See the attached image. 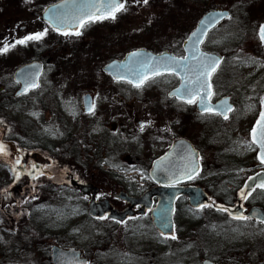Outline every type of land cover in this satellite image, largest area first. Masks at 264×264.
I'll return each instance as SVG.
<instances>
[{
	"label": "rangeland",
	"instance_id": "rangeland-1",
	"mask_svg": "<svg viewBox=\"0 0 264 264\" xmlns=\"http://www.w3.org/2000/svg\"><path fill=\"white\" fill-rule=\"evenodd\" d=\"M51 1L54 0H0V47L47 29L42 39L16 44L7 53H0V83L9 96L15 91L12 76L18 65L33 58H41L47 64L39 88L1 107L0 115V123L5 128L0 124V133L6 131L7 137L14 135L21 146H42L43 158L49 157L46 150L51 154L62 152L59 148L63 144L74 146L73 152L78 153L76 141L92 138L93 127L89 131L86 124L79 126L84 115L81 95L93 90L88 87L92 83L100 91H106L99 102V112L105 114L103 122L112 115L118 118V124L135 131L141 130V125L143 130H156L158 122L167 125L173 115L170 105H174L168 104L166 96L175 85L174 76L154 78L135 90L120 84L114 86L112 79L102 71V65L138 46L155 51L169 48L180 54L183 40L208 8H231L233 16L210 34L207 50L227 53L223 69H232L241 80L236 84V88L242 87L237 89L239 95L260 96L264 86V48L257 37V25L264 21V0H148L147 4L143 0H126V10L118 12L114 20L89 23L79 36H66L46 26L39 14ZM231 24L234 28L239 25L240 43L227 33ZM229 47L233 49L227 50ZM223 76L227 80L219 83L220 87L234 91L235 84L232 86L229 82V73L226 77L223 72ZM108 92L111 95L108 96ZM118 95L127 97L122 100ZM4 101L11 102L6 96ZM52 107L57 108L58 115ZM179 107L180 114H184L187 107L183 104ZM22 120H29V125L39 133L27 131L21 125ZM247 122L243 121L242 126ZM109 125L106 127L109 131L116 126H112V122ZM194 128L188 130L193 137ZM150 138L146 140L149 145L145 152L155 155L159 144ZM13 157L0 161V264H53L49 255L53 243L82 248L90 257V264H174L176 261L190 264L204 252L198 250L194 242L187 246L182 243L188 226L191 230V225L197 223L191 215L178 214L181 238L169 242L172 244L161 240L149 216L136 217L120 226L106 220H92L86 213L84 201L76 200L75 196L62 197L60 190H52L43 182L34 186L28 181L23 186L14 185L17 172L13 171ZM107 158L113 159L112 156ZM72 162L80 176L92 175L91 163L87 171L83 163ZM8 192H13V196ZM64 193L69 194L68 190ZM257 200L264 204V193L259 194ZM29 207L34 219L30 220L31 224L28 222L24 234L21 233L22 240L16 249ZM228 233L220 236L221 240L213 239L206 244L208 256L225 255L228 260L241 257L235 242H227L237 236ZM246 264L257 263L252 260Z\"/></svg>",
	"mask_w": 264,
	"mask_h": 264
},
{
	"label": "flooded vegetation",
	"instance_id": "flooded-vegetation-1",
	"mask_svg": "<svg viewBox=\"0 0 264 264\" xmlns=\"http://www.w3.org/2000/svg\"><path fill=\"white\" fill-rule=\"evenodd\" d=\"M82 29L83 27H81ZM184 53L185 51L182 48V52L178 54L183 55ZM226 54L220 62L219 67L211 76L214 95L210 98L209 102L211 101L210 104H215L225 97H230L233 109L227 114V119L221 115L202 112L199 104H188L176 96L169 95L170 90L178 86L181 79L180 76L168 73L155 78L169 75L174 76V81H176L175 85L167 91L166 96L170 102L168 104L174 105H170V110L173 115L168 120L167 125H162V122L159 125L158 122L156 130L146 129L143 131H135L134 129L126 128L122 123L118 124V118H114L112 115L107 119V122H103L105 114L102 111L99 112V102L101 95L106 93V91H100L97 89V85L92 83L88 87H91L93 90H87L82 93V108L84 106V95L86 94L91 95L92 104L95 107L91 113L84 112L81 121H79V126L86 124L89 131L90 127H93L92 132L94 134L92 138H86L85 142L82 138L80 141L77 140L75 146L79 150L86 151L89 148L92 150L89 151L92 157L91 163L93 166L90 167L92 175L82 177L71 168L64 171L65 182H71L74 176L92 181L95 184L96 200H108L112 207L118 209H125L132 205V215L125 221H119L107 215L101 216L106 217L104 219L95 216L90 217V219L106 220L114 225L120 226L127 224L136 217L149 216L151 218V211L149 209H152L160 199L159 195L152 194V190L156 188L158 192H162L167 187H172L175 191L179 192L175 199L174 210V235L176 239L181 238L178 214H181L183 217L191 215L192 220L195 219L197 221V223L191 225L193 229L189 230L188 226L187 234L182 239L184 246L189 245L190 242H194L197 244L198 250L204 251L203 253L199 251L202 253L200 254V258L190 264H201L207 258L215 259L218 262L217 264H246L252 260L256 261V258L264 261V245L260 246V244H264V241H260V222L252 217L247 221L235 220L227 212L218 210L219 208L217 207L219 202L234 203L246 180L255 172L264 169V165L258 160L259 147L256 145H253L251 148L249 147L252 139L251 130L259 119V114L263 107L264 86L260 96L249 98L245 94L239 95L237 89L242 87L236 88L237 80L239 79L234 75L235 71L232 69L226 71L227 68L223 69L227 60ZM223 72L226 77L229 73V82L232 86L235 84L234 91L220 87L221 85L219 83L227 80L223 76ZM256 72L258 71L256 70ZM105 74L112 79L114 86L120 84L131 89H140L134 87L126 80H116L108 73ZM12 79L14 84L13 88L16 90L19 87V83L14 79V76H12ZM4 94L7 95L6 97L8 99H12L13 101L19 98L14 93L13 96L4 93L3 85L0 83V100ZM109 95L111 93L108 92ZM50 96L51 98L54 97L53 95ZM120 97H122V100H125L127 96L124 97V95H121ZM179 104L187 107L186 112H183L184 114H180ZM52 109L58 112L55 114H59L57 108L52 107ZM219 109L220 111L224 110V108ZM95 111L97 112L95 113ZM92 113L93 116L90 115ZM247 114L249 115L248 118ZM88 116L91 117L87 121L86 118ZM109 121L113 123L112 126L116 125L110 128L111 131L106 128L110 127ZM243 121L247 123L242 126ZM139 124L141 125L142 122L139 121ZM194 126L196 127V129L194 128L195 131H193L195 132V137H193L194 135H190L188 131H192V127ZM183 127L186 128L183 129ZM147 138L159 144V149L155 155L145 152L146 147L149 145L146 143ZM80 142L82 144H79ZM144 143L146 146H144ZM173 144H175V158L177 159L175 168L181 167L182 169L178 170L169 179V182H165L164 177H158L159 180L155 181L150 172L154 159L165 154ZM65 146L66 151L74 148L70 144H66ZM193 152L196 154L195 157L191 155ZM108 156H112L113 159L107 158ZM180 159L182 161H179ZM193 159H195L199 168L198 175L191 180L186 177L181 178L179 183H175V186H172L175 176H179L185 167L192 163ZM74 190L77 191L78 196L86 200L88 199V196L80 195L77 188L74 187ZM149 192L151 196L147 198ZM262 193H264V190L257 189L247 199L245 202L246 210L255 204H259L257 197ZM142 196L145 197V200H139ZM205 198L209 200L205 204L195 205L191 202L192 199ZM245 215L249 216L247 214ZM227 221L231 222L228 223ZM237 225H239V229L237 238L235 239L237 240L235 245H237L236 249L238 250L236 251L241 257L228 260L225 255L220 257L208 256L206 253V244L213 239L221 240L222 237H219L225 236L224 234L228 231H230L228 234H231L235 230V227L238 228ZM153 227L158 231L155 225ZM158 233L163 242L169 243L175 240L171 239L170 235L162 236L161 232L158 231ZM261 249H263L262 252ZM259 253H262L263 256L261 257L259 255V257H255ZM86 255L88 256L87 253ZM171 260L173 261L174 259ZM174 264H178L177 261Z\"/></svg>",
	"mask_w": 264,
	"mask_h": 264
},
{
	"label": "water",
	"instance_id": "water-1",
	"mask_svg": "<svg viewBox=\"0 0 264 264\" xmlns=\"http://www.w3.org/2000/svg\"><path fill=\"white\" fill-rule=\"evenodd\" d=\"M90 2H92V0H58L55 3L48 5L42 12L41 17L47 21L51 19L52 21L51 24L53 27L54 24H58L60 20H63L64 24L67 26L61 27L62 30L66 28H70L71 30H78L80 28L78 27L79 21L74 19V17L80 15L81 11L85 10L84 5ZM220 13H226L227 15L225 17H227L230 12L227 9L207 10L198 20L196 28L190 33V35L184 41L183 45L186 50L185 56L190 57V65L196 63V61L191 60V57L193 56L194 53H196L197 49L199 50V53H203L210 57L220 58L221 61L222 59L221 55H218L213 52L210 53L205 52L201 48L202 42H200L199 44L195 43V39H196L195 37H193V39L191 40L189 39V37L192 35L193 32H196L199 28L203 26L202 21L206 20L208 17L212 16L213 14H220ZM221 20L222 19H219L215 24L209 27L207 33ZM262 25H264V23H262ZM206 35L203 36L202 41L204 40ZM262 43L264 45V41H262ZM134 52L140 53L141 55L132 56L131 54ZM153 57L155 58L174 57L178 61L180 60V58H182L181 56L174 55V53L168 50H164L162 52H154L145 47H139L129 51L123 59H115L108 62L104 66V70L110 72L115 78L123 77V79H128V80L134 79L137 72L142 70L141 65L145 62H152L149 61V58H153ZM42 69H43V63L39 60H33L31 62H27L22 66H20L16 70V74H15V78L22 83L18 93L25 91L26 83L31 85L32 81L34 80L37 84H39V77L42 72ZM177 71H179V69H177ZM184 75H185L184 72L180 73V76H184ZM183 83L184 81L181 79L180 85L174 88L170 92V95H172V93H174L177 89L181 88V85ZM222 101L226 102L225 107H230L232 109V105L229 101V97H225L224 99H222ZM85 105H86V109L88 110L89 105H91V101L88 96L85 98ZM199 107L201 106L199 105ZM262 111H264V103H263ZM174 146L175 144L172 145L170 150L165 155H163L161 158L157 159L154 162L151 172L156 180H159L158 177L160 178L164 177L165 182H169V179H171V177H173L178 170L182 169L181 167L175 168L177 159L175 158ZM17 153L20 155L18 159L20 161V164H16V167L19 170V174L21 176L24 175L25 173H28L30 176H34L36 173L42 170V166L40 163H35L34 164L35 167H33L32 165L30 169H27L26 162L24 161L21 152L18 150ZM179 161L182 160L180 159ZM257 174H259V176H257ZM257 174L252 176L255 177L254 180L248 179L245 184L254 185L259 183L261 180H264V171H260ZM73 183H75L81 189V192L83 194L86 193L91 194V198L89 201V212L91 214L103 215L106 212H108V216L117 218L119 220H125L127 216L132 214V211L130 210L131 209L130 206L123 210H119L117 208L111 207L110 202L108 200H101V201L95 200L94 198L96 191H95V186L92 183L79 179H74ZM243 189L244 187L241 190ZM178 193L179 192L175 191L172 187H168L164 189L162 192L160 191L158 192L156 188L152 190L153 195L156 194L160 195V200L158 204L152 209V217L154 223L157 225L159 230L164 234L172 235L175 232L174 221H173V210H174V200L178 196ZM149 195L150 192L147 194V196ZM139 200H145V197H141L139 198ZM206 201H207L206 198L191 200V202L195 205L205 203ZM242 201L243 199L240 197L239 194L238 202H236L235 205L229 206L226 204H220L219 206H223L224 208L230 209L231 210L230 214L234 216L240 214L241 212L243 213V206L241 205ZM249 213L253 216L258 217L261 220H264V209L260 206L252 207ZM162 218H163V223H166L168 225L167 228L162 227ZM52 260L56 264H87L88 263V258L83 256V252L81 249L76 247L65 248L60 245L52 246ZM201 264H216V262L215 260L212 259H205Z\"/></svg>",
	"mask_w": 264,
	"mask_h": 264
},
{
	"label": "snow or ice",
	"instance_id": "snow-or-ice-1",
	"mask_svg": "<svg viewBox=\"0 0 264 264\" xmlns=\"http://www.w3.org/2000/svg\"><path fill=\"white\" fill-rule=\"evenodd\" d=\"M139 2V0H137ZM143 3L147 4L148 0H143ZM126 0H92V2L84 5V9L82 10L80 15L74 17V19L79 21L78 27H84L86 24L105 20V19H115L116 14L118 12L126 10L125 8ZM227 14H213L208 17L206 20L202 21V27L199 28L196 32H193L189 39H193L195 37V43L199 44L202 42V38L206 35L207 30L213 24H215L219 19H223ZM51 23V19L49 20ZM67 25L64 24L63 20H60L58 24H54L56 31H60L61 27H65ZM47 34V29L43 32H38L29 36L24 37L23 39L15 41L13 44L9 45L7 43L4 44L3 47H0V53H7L11 47H15L16 44H26L28 41L32 40H40ZM63 35H81L80 31L69 32L64 31ZM259 37L261 41H264V25L259 26ZM132 56H139L140 53H132ZM191 60L196 61L195 64L190 65V57L185 56L180 58V60H176L174 57H159V58H149V61L145 62L141 65V71L137 72L134 79H129L127 82L132 84L136 88H141L144 86L145 82L148 80H152L157 76L164 75L165 73L180 76L181 72H184L185 75L180 78L184 81L181 85V88L177 89L172 95L176 96L179 99H182L185 103L188 104H199L201 106V111L209 114H217L223 116L227 119V112L231 111L230 107H225L226 102L222 101L218 106H212L209 103L210 98L214 95L212 84H211V76L219 67L220 58L210 57L203 53H199V50H196V53L193 54ZM162 61V62H161ZM179 69V71H177ZM117 79H123V77H117ZM39 87V85L33 80L31 85L28 83L25 84V91L29 89V87ZM262 103H264V99H262ZM95 105H89V112L94 110ZM219 108H224V111H219ZM141 131H143V125H141ZM251 141L249 143V147L251 148L253 145L259 147V155L258 160L262 165H264V111H261L259 114V119L256 122V126L251 130ZM255 150V149H253ZM0 154H7L3 145H0ZM192 157H195V153H191ZM16 164H20V161L17 160ZM35 167V165H33ZM15 171V168H13ZM199 168L195 159H193L192 163L185 167L184 171L179 175L175 176L174 184L179 183L181 178L186 177L191 180L194 179L196 175H198ZM43 174V173H41ZM259 176V174H257ZM17 178H19L17 176ZM255 177H249V180H254ZM257 189L264 190V180H261L259 183L254 185L245 184L244 189L240 191V197L243 200H247ZM220 211L229 212L231 210L228 208H224L220 206ZM151 211V209H149ZM106 217H101L104 219ZM235 220L247 221L251 217L244 215L242 212L238 215H234L232 217ZM264 223V220L260 221ZM162 227L167 228L168 225L163 223L162 218ZM163 236L164 233L161 232ZM171 239H176L174 234L171 235Z\"/></svg>",
	"mask_w": 264,
	"mask_h": 264
},
{
	"label": "trees",
	"instance_id": "trees-1",
	"mask_svg": "<svg viewBox=\"0 0 264 264\" xmlns=\"http://www.w3.org/2000/svg\"><path fill=\"white\" fill-rule=\"evenodd\" d=\"M227 33H230V38H233V39H235V41L236 42H238V43H240L241 42V40H242V32L239 30V25L238 26H236L235 28L233 27V25L231 24V27L228 29V32ZM233 48L232 47H229L227 50H232ZM3 107V106H2ZM0 112L2 113V109H1V106H0ZM22 122H24V125L22 124ZM29 123H30V121L29 120H22L21 121V125L24 127V128H26L27 129V131H33V130H35V132L34 133H36V135H37V133H39V132H37L36 131V129L34 128H32L31 127V125H29ZM26 131V132H27ZM36 138H38V136H36L35 137V139ZM11 139H12V137H11ZM9 137L8 138H6V137H3L1 134H0V145H3L4 146V148H5V151H6V155L5 154H0V158H11V157H13V146H15V143L13 142V140H11ZM89 151H92L90 148L89 149H86V151H84L83 153H82V157L83 158H85V160L83 161L84 163H85V165H87L89 162L88 161H91L92 162V157H91V155L89 154ZM76 159H78L77 157H76ZM81 159V158H80ZM55 168H57L56 166H55ZM55 171V173L53 174V176H51V177H49V176H46V180L47 181H45L46 183H48V184H50L51 186L52 185H56V188H59V187H61V185L60 184H55V183H53L54 181V179H61V178H59V176H61L60 175V173H61V170H60V168L58 167L57 169H55L54 170ZM30 208V207H29ZM27 209V211L29 212L28 214H27V218L26 219H23L25 222L23 223V225H24V228L21 230V232L19 233V235H20V237H19V241H18V244H17V248L16 249H18L19 248V242H20V240H22V238H21V233H23L24 234V232L23 231H25L27 228L26 227H28L27 226V224H28V222L30 221V220H32V216H31V214H30V209ZM34 219V218H33ZM22 220V221H23ZM30 224H31V221H30ZM29 225V224H28ZM231 241H232V243L233 242H236L237 240H235V239H232V240H230L229 242L231 243ZM260 241L261 242H263L264 241V236H261L260 237ZM261 245H264V244H260V246ZM263 251V249H261V252ZM259 255L262 257L263 256V254L262 253H259L258 255H255V257H259ZM257 260V264H264V261H260L258 258H256ZM263 260H264V257H263Z\"/></svg>",
	"mask_w": 264,
	"mask_h": 264
}]
</instances>
